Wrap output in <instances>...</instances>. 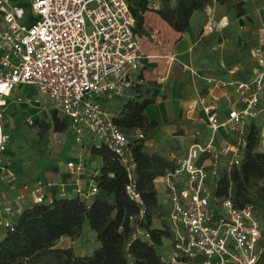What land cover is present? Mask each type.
Returning <instances> with one entry per match:
<instances>
[{
  "label": "built area",
  "instance_id": "1",
  "mask_svg": "<svg viewBox=\"0 0 264 264\" xmlns=\"http://www.w3.org/2000/svg\"><path fill=\"white\" fill-rule=\"evenodd\" d=\"M134 24L127 0H0V154L6 142L1 121L6 98L30 84L59 115L71 118L77 142L85 136L96 144L105 142L126 162L128 138L113 122L107 104L123 95L130 85L128 75L142 59ZM262 45L260 40L251 55L263 68ZM206 81L209 86L235 85L241 105L220 120L212 105L201 101L209 135L191 143L176 169L165 174L171 237L164 256L173 264H256L264 249L257 212L249 206L234 207L229 197H213L210 179L218 167L239 163L243 127L258 117L264 100V70L246 82ZM222 128L234 134V142L217 145ZM68 166L75 172L83 169L82 163ZM96 192L92 179L88 189L77 194L89 197ZM30 196L31 204L52 200L40 181L31 186ZM63 196L65 191L59 193ZM26 207L20 193L0 202V232L13 230L16 215Z\"/></svg>",
  "mask_w": 264,
  "mask_h": 264
},
{
  "label": "trees",
  "instance_id": "2",
  "mask_svg": "<svg viewBox=\"0 0 264 264\" xmlns=\"http://www.w3.org/2000/svg\"><path fill=\"white\" fill-rule=\"evenodd\" d=\"M217 1L227 7L233 4L238 16L244 13V0ZM209 2L127 0L135 33L140 31L148 10L156 12L174 30L185 32L192 14L204 10ZM126 91L130 97L115 108L112 118L128 138V151L123 157L126 162L105 142L89 144L87 150L101 161L92 178L97 192L89 196L91 201L76 194L27 206L16 215L13 230L5 231L0 238V264H173L161 252L171 231L168 211L158 200L154 180L173 172L177 165L146 147V141L161 125L146 115V107L153 102L147 96L149 90L143 84L131 83ZM257 120L250 118L243 127L239 163L217 168L211 195L229 197L234 207L249 206L257 212L259 244L264 246V134ZM71 125V118L52 110L51 122H38L28 160L38 163L48 155L49 131L63 133ZM135 131L141 136H136ZM228 140L232 143L235 138L230 135ZM85 222L99 244L91 255H77L72 246H57L62 237L72 241L79 238ZM256 264H264V249Z\"/></svg>",
  "mask_w": 264,
  "mask_h": 264
},
{
  "label": "crops",
  "instance_id": "3",
  "mask_svg": "<svg viewBox=\"0 0 264 264\" xmlns=\"http://www.w3.org/2000/svg\"><path fill=\"white\" fill-rule=\"evenodd\" d=\"M255 2L260 6L253 7L251 4ZM243 11L238 16L233 4L227 7L210 0L204 10L192 14L185 32L174 30L153 10L144 13L142 27L136 33L142 59L138 69L128 75V81L143 84L149 90L147 96L153 102L146 107V115L161 123L154 137L146 141L149 151L160 152L178 166L187 147L195 141H204L209 135L205 124L208 114L201 101L212 105L220 120H224L231 108L240 107L241 95L235 85L209 86L206 79L246 82L249 76L264 70L251 55V49L260 40L264 54V0H244ZM253 27L258 31L256 41L251 37ZM129 97L125 89L122 96L107 104L108 110L113 112ZM257 118L264 126V100L260 102ZM230 135L234 137L226 129H220L217 145L231 143ZM92 142L88 136L80 143L75 136L62 139L58 134L54 142L49 139L48 155L38 163L10 154L7 159H0V202L20 193L29 206L30 188L37 181L44 185L48 200L58 198L61 191L66 196L76 195L79 189L86 191L101 164L100 158L87 150ZM201 160L210 169L205 155ZM68 163H82L83 169L75 172ZM1 168L13 177H7ZM154 181L158 200L168 211L165 175ZM86 200L90 202L91 197ZM91 234L94 236L92 231ZM3 235L0 232V238ZM165 242L161 248L163 255L168 252Z\"/></svg>",
  "mask_w": 264,
  "mask_h": 264
},
{
  "label": "rangeland",
  "instance_id": "4",
  "mask_svg": "<svg viewBox=\"0 0 264 264\" xmlns=\"http://www.w3.org/2000/svg\"><path fill=\"white\" fill-rule=\"evenodd\" d=\"M20 1L23 2L25 0ZM251 5H253V7L255 5L260 6V3L255 2ZM252 30L254 31V33L251 34L252 41H256L258 31L254 27ZM252 76L248 78L252 79ZM52 110H54L53 106L38 93L36 87L33 85L23 84L13 91L9 97L6 98V106L2 111L3 117L1 121L6 142L5 150L0 154V159L5 160L10 154L13 155L14 158L26 160L31 153L33 140L37 137L38 122L42 124L51 122ZM260 122V120H257L263 134L264 126H262ZM58 134H61L62 139L75 136L70 127L63 133L49 131V137L52 142L57 139ZM165 244L169 246L167 240ZM98 245V242L94 240V236L91 234L87 222L84 223L83 233L79 238L72 241L70 238L64 237L57 242L58 247L72 246L77 255H91Z\"/></svg>",
  "mask_w": 264,
  "mask_h": 264
}]
</instances>
